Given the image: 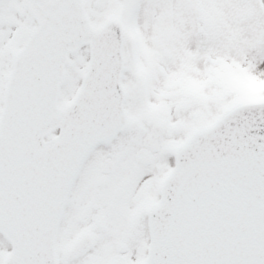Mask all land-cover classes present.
<instances>
[{
    "label": "snow or ice",
    "instance_id": "6c2138e0",
    "mask_svg": "<svg viewBox=\"0 0 264 264\" xmlns=\"http://www.w3.org/2000/svg\"><path fill=\"white\" fill-rule=\"evenodd\" d=\"M0 264H264V0H0Z\"/></svg>",
    "mask_w": 264,
    "mask_h": 264
}]
</instances>
